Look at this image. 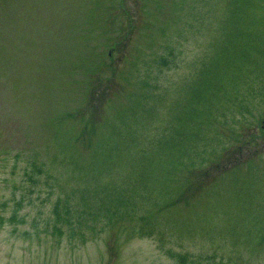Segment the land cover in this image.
I'll use <instances>...</instances> for the list:
<instances>
[{
	"label": "rangeland",
	"instance_id": "obj_1",
	"mask_svg": "<svg viewBox=\"0 0 264 264\" xmlns=\"http://www.w3.org/2000/svg\"><path fill=\"white\" fill-rule=\"evenodd\" d=\"M264 0H0V264H264Z\"/></svg>",
	"mask_w": 264,
	"mask_h": 264
}]
</instances>
